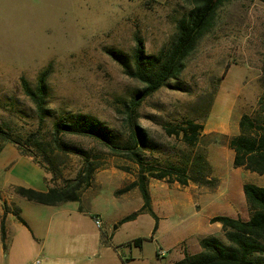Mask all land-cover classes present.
<instances>
[{
  "label": "rangeland",
  "instance_id": "rangeland-1",
  "mask_svg": "<svg viewBox=\"0 0 264 264\" xmlns=\"http://www.w3.org/2000/svg\"><path fill=\"white\" fill-rule=\"evenodd\" d=\"M187 6L184 0H0V187L4 181L21 184L22 180L37 185L40 173L44 174L39 166L35 171L20 162L19 149L9 138L40 143L58 163L63 178L76 175L82 158L60 153L52 137L53 123L72 114L96 118L110 131L112 143L127 142L125 107L143 85L123 71L107 48L121 50L133 65L137 36L146 53L157 54L169 45L175 19ZM43 70L46 89L39 112L25 94L22 78L34 91ZM263 110L264 0H226L185 59L178 78L136 108L135 120L148 134L140 151L145 163L182 167L187 175L210 179L183 186L148 178L159 217L154 234L155 219L148 213L117 225V219L137 211L143 202L137 188L117 192L135 179L136 164L112 154L92 137L63 135L65 145L80 149L99 165L98 182L82 192L89 198L81 203L86 210H97L103 230L114 233L107 239V257L98 263L172 264L186 252L200 251V234L187 236L169 249L161 233H206L230 245L222 227L209 220L237 212L247 217L249 208L237 204V191L245 199L237 181L251 179L248 172L237 173L227 166V153L232 155L227 140L238 133L242 114L258 121ZM189 119L206 131L193 146L186 145L181 135L165 131L168 125ZM197 155L217 157L219 162L210 168ZM168 193L163 203L161 196ZM228 194L234 201L223 197ZM137 238H142L140 246L134 243ZM80 240L70 237L73 250Z\"/></svg>",
  "mask_w": 264,
  "mask_h": 264
},
{
  "label": "trees",
  "instance_id": "trees-1",
  "mask_svg": "<svg viewBox=\"0 0 264 264\" xmlns=\"http://www.w3.org/2000/svg\"><path fill=\"white\" fill-rule=\"evenodd\" d=\"M187 8L175 19V33L166 49L157 54L146 53L143 40L135 36L133 50V65L127 56L119 49L107 48L108 53L123 67L129 77L137 79L143 87L137 91L130 105L125 107L129 140L124 144L112 143V136L106 126L89 115H70L59 119L52 125L54 147L62 154L72 153L82 158V164L73 178H63L58 163L46 153V149L38 142L33 144L21 143L15 138L9 140L17 146L21 155L30 156L45 173L51 174L45 179L48 190L45 192L30 187L15 186L14 191L21 197L45 205H59L66 202L80 201L82 192L91 187L98 163L91 161L80 149H71L62 142L63 135L89 136L106 146L114 155L124 157L136 164L135 179L121 191L137 188L143 200L141 207L130 214L123 216L117 225L135 219L139 214L148 213L155 219L152 233L156 230L158 217L151 208V198L148 190V178L178 182L187 185L189 181L207 183L209 178L196 175H187L185 168L168 167L158 168L145 163L140 151L148 141L147 131L135 120L136 108L148 96L165 86L170 80L177 79L184 68L185 59L194 48L198 39L212 25L217 9L226 0H184ZM46 70L39 73L34 91L30 90L22 78V86L40 112L43 108L45 93ZM203 125L193 120H186L181 125H168L165 131L168 135H181L183 142L193 146L198 141ZM228 147L233 151V167L254 172L264 178V110L257 121L248 114H242L238 120V133L228 140ZM35 148V149H34ZM59 158V157H58ZM57 158V159H58ZM197 158L208 167L210 164L197 155ZM59 162V160H58ZM243 194L251 209L248 219L235 218L227 215H214L210 223H219L226 240L224 244L218 237L209 235L199 240L201 251L190 254L172 264H264V185L257 186L246 182L242 186ZM16 218L25 223L19 213ZM1 239H5L4 220L1 222ZM140 246L142 238L134 240Z\"/></svg>",
  "mask_w": 264,
  "mask_h": 264
},
{
  "label": "crops",
  "instance_id": "crops-1",
  "mask_svg": "<svg viewBox=\"0 0 264 264\" xmlns=\"http://www.w3.org/2000/svg\"><path fill=\"white\" fill-rule=\"evenodd\" d=\"M153 1L160 2L164 0ZM203 133H206V131L202 130V134ZM229 139L230 137L228 140ZM228 148L229 147H227V150ZM231 154L232 155H229V153H227V166L231 167V169L237 173L248 172V176H250L251 179L249 183L257 186L264 185L263 176L246 171L241 167L234 168L232 164L233 151ZM20 157H22L23 160H20L22 164H25L32 170H37L35 167L37 164L30 156L20 155ZM205 160L212 168L219 162L217 157L213 156H206ZM40 177L42 179L41 183L37 185L31 184L27 180H22L23 182H21V184L4 181L0 187V264H16L15 259L18 261L17 264H28L35 258H40L41 264H99L98 261L100 262L104 257H107L106 252L110 248L107 244V239L113 237V230L110 232L103 230L101 214L97 210H86V208L81 205L84 198H89V196L81 195L80 201L66 202L59 205H45L27 200L15 193V186L30 187L42 192L47 191L48 184L45 179L49 178L48 174L45 172L44 174L40 173ZM246 181V179H243L242 182H240L238 179L237 190L238 187L241 188ZM93 182H98L96 174L93 178ZM148 190L151 198V208L155 213L153 208V196L149 186ZM96 193L97 192L91 194L90 197L93 199ZM169 197V193L162 194V202L165 203V199ZM172 197L173 200H176V195H172ZM223 197L227 200H233V198H235L231 194L224 195ZM236 198L240 208H249L246 199H243L240 191H237ZM73 203H78V205H73ZM174 203H176V201H174ZM16 211L25 223H22L16 218ZM251 212V209H249L247 217L241 216V213L238 212L231 216L245 220L250 217ZM86 214L89 215V221L86 219ZM92 215L100 217L102 222L100 228L95 227ZM120 219L117 220L119 221ZM2 220H4L5 225L4 242L1 239ZM212 224L221 227L219 223ZM161 234L163 237H167L168 244L166 245L169 249L187 236H197L200 234L201 236L198 237L197 241L198 245L202 237L209 236V234L206 233H204V235H202V233ZM73 236L81 238V242L74 250L69 241L70 237L73 238ZM199 248L201 251L200 245ZM18 256H22V260H20Z\"/></svg>",
  "mask_w": 264,
  "mask_h": 264
},
{
  "label": "built area",
  "instance_id": "built-area-1",
  "mask_svg": "<svg viewBox=\"0 0 264 264\" xmlns=\"http://www.w3.org/2000/svg\"><path fill=\"white\" fill-rule=\"evenodd\" d=\"M93 221L94 224L97 228L101 227V220L100 217L97 215H93ZM28 264H41V259L40 258H35L34 260H32L31 262H29Z\"/></svg>",
  "mask_w": 264,
  "mask_h": 264
}]
</instances>
